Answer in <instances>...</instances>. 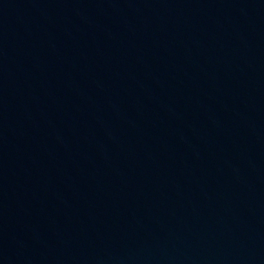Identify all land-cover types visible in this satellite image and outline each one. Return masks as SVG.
<instances>
[{
	"label": "water",
	"instance_id": "water-1",
	"mask_svg": "<svg viewBox=\"0 0 264 264\" xmlns=\"http://www.w3.org/2000/svg\"><path fill=\"white\" fill-rule=\"evenodd\" d=\"M0 264H264V0H176L5 118Z\"/></svg>",
	"mask_w": 264,
	"mask_h": 264
}]
</instances>
